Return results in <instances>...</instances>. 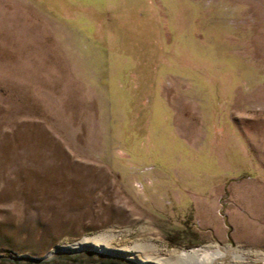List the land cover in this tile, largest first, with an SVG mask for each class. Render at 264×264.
Segmentation results:
<instances>
[{"label": "rangeland", "instance_id": "obj_1", "mask_svg": "<svg viewBox=\"0 0 264 264\" xmlns=\"http://www.w3.org/2000/svg\"><path fill=\"white\" fill-rule=\"evenodd\" d=\"M104 235L264 264V0H0V256Z\"/></svg>", "mask_w": 264, "mask_h": 264}, {"label": "bare ground", "instance_id": "obj_2", "mask_svg": "<svg viewBox=\"0 0 264 264\" xmlns=\"http://www.w3.org/2000/svg\"><path fill=\"white\" fill-rule=\"evenodd\" d=\"M110 238H112V237L104 235V236H100V237L97 236V238H95L93 240L83 239V240L76 242L72 245L69 244V246L68 245H63V246L59 245L56 248L57 250L55 249L56 251H53V252L49 253L48 255H54L56 253H76V252H80V251H95L99 254L106 255L109 257L126 259L128 261H136V260L130 259L129 257H126V256L120 257V256H117L116 254H113L112 252H118L116 250H110L111 252L108 250H102V247H104V248L107 247V245H105V244H107V242H108L107 240H109ZM94 243L95 244H101L98 247V250H96ZM137 248L138 247L135 246V249H137ZM138 249H140V248H138ZM126 251L134 252L135 250L133 248L131 250H126ZM214 251L218 252L217 249H214ZM208 253L209 252L207 250H205V251L200 250L199 252L193 250L192 252H186V253H180V254H175L172 251V254L170 256L168 255L167 257H164V258H162V257L161 258L149 257V260H146L144 262L143 261L142 262L136 261V262H139V264H181L179 262H187L188 264H220L222 262V260H224V258H230L227 251L225 252V254H226L225 257H224V255L218 256V253H211L210 258H209ZM121 254H123V253H121ZM233 257L239 258V256H237V255L232 256V258Z\"/></svg>", "mask_w": 264, "mask_h": 264}, {"label": "water", "instance_id": "obj_3", "mask_svg": "<svg viewBox=\"0 0 264 264\" xmlns=\"http://www.w3.org/2000/svg\"><path fill=\"white\" fill-rule=\"evenodd\" d=\"M0 264H139V262L109 257L95 251H80L76 253L47 254L41 258L26 255L0 256Z\"/></svg>", "mask_w": 264, "mask_h": 264}]
</instances>
